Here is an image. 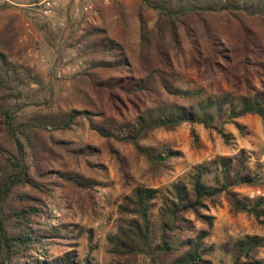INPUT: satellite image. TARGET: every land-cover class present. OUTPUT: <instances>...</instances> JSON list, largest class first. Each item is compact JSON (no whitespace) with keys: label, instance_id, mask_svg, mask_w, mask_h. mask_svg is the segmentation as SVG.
I'll return each instance as SVG.
<instances>
[{"label":"trees","instance_id":"trees-1","mask_svg":"<svg viewBox=\"0 0 264 264\" xmlns=\"http://www.w3.org/2000/svg\"><path fill=\"white\" fill-rule=\"evenodd\" d=\"M32 11L45 23L40 30L49 28ZM102 12L93 11L99 25H78L67 47L84 64L74 79L105 95L116 115L55 109L44 75L16 52L18 24L0 26V264H99L93 231L60 218L53 222L51 215L52 195L64 184L86 193L109 187L82 172L104 175L107 168L101 151L81 141L78 132L88 130L106 142L131 186L128 165L113 143L132 147L148 171L162 177L181 153L166 144H146L157 132L202 126L228 144L226 126L242 133L240 119H264V0H139L135 38L127 44L111 35ZM126 13L118 9L119 22L128 19ZM186 43L209 68L235 65L245 91L207 94L184 86L175 67L185 62ZM253 73L259 86L249 80ZM127 104L132 113L119 116V107ZM191 137L197 144L194 129ZM240 189L264 191V155L239 150L193 166L167 185H134L117 205L105 237L109 264H264L256 259L264 238L235 240L229 262L218 260L210 243L215 226L210 210L222 198L232 214L264 226V194L249 197Z\"/></svg>","mask_w":264,"mask_h":264},{"label":"rangeland","instance_id":"rangeland-1","mask_svg":"<svg viewBox=\"0 0 264 264\" xmlns=\"http://www.w3.org/2000/svg\"><path fill=\"white\" fill-rule=\"evenodd\" d=\"M138 3L139 0H62L59 11L66 19V26L58 28L50 25L51 27H46L44 30H40V24L45 25V23L32 11L33 9L4 5L6 9L0 11V26L9 21H15L18 24L20 35L16 42V52L25 62L36 66L44 75L51 87L55 109L65 111L94 108L116 115L118 111L111 109L112 104L105 95L91 92L85 84L74 79L75 75L83 69L84 64L67 46L73 36L72 31L77 29L78 25L83 28L91 23L97 25L101 23L98 13H93L97 7L103 10L104 21L111 35L126 44L133 42L135 38L133 34L134 14ZM118 9L127 12V20L118 21L116 18ZM123 24L126 26L124 27ZM28 29L32 35L28 36V41H21L22 36L28 34ZM184 46L185 50L187 48L184 52L185 62L181 60V65L175 67L177 79L184 86L203 90L207 94L243 93L245 91L244 84L240 82L241 73L236 71L235 65L222 63L221 67L209 68L204 58H199L189 44L186 43ZM200 49L203 55L205 51L202 47ZM30 51L37 54L39 58L31 56ZM67 68L70 71H67ZM138 69L142 70L139 65ZM63 70L67 72L61 73ZM249 80L255 86H259L257 74L253 73ZM118 110L119 116H127L133 111L130 104H127L125 108L120 106ZM239 123L243 127L242 133L232 125L225 127L227 134L231 137L228 144L224 143L216 132L202 126L192 128L189 125H183L174 132H157L146 144H166L181 153V156L174 162L173 171L162 177H154L148 171L145 162L137 157L132 147L113 143L114 148L128 165L127 169L132 178L131 186L126 185L115 157L107 150L106 142L88 130L78 132L76 135L81 141L101 151L100 163L107 168L104 175L92 173L83 168L82 172L88 176L102 178L109 187L97 193H86L76 191L64 184L62 188H58L53 193L51 198L52 221L60 218L65 222L79 224L85 229L92 230L94 242H99V249L94 252L93 257L99 264H109L110 258L105 251V237L112 232L117 205L125 195L130 193L134 185L158 188L183 176L193 166L216 157L236 156L239 150L264 155V119L249 115L240 119ZM192 129L198 136L197 144L192 141ZM239 192L249 197L264 194V191L246 189H240ZM210 214L215 217L210 243L215 245V255L218 260L229 262L232 259L230 246L237 239L246 236L264 238V226L258 225L252 217L232 214L225 198L221 199L220 206L210 210ZM81 248L85 252L84 241H82ZM47 250L53 251L52 248ZM256 259L264 261V250L257 254ZM138 264H144V262L139 261Z\"/></svg>","mask_w":264,"mask_h":264},{"label":"built area","instance_id":"built-area-1","mask_svg":"<svg viewBox=\"0 0 264 264\" xmlns=\"http://www.w3.org/2000/svg\"><path fill=\"white\" fill-rule=\"evenodd\" d=\"M62 0H39L37 3H31L30 0H0V6L12 5L21 8H30L36 9L38 13L53 27L64 28L66 26V19L60 14V4ZM28 34L22 36L21 41H28V36H31L32 33L28 29ZM31 56L39 58L37 54L29 52ZM67 71H70L67 68ZM63 70L61 73L65 74L67 72Z\"/></svg>","mask_w":264,"mask_h":264}]
</instances>
